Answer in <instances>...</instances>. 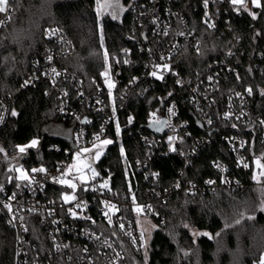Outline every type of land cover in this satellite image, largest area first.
<instances>
[{
    "label": "trees",
    "instance_id": "16d2710c",
    "mask_svg": "<svg viewBox=\"0 0 264 264\" xmlns=\"http://www.w3.org/2000/svg\"><path fill=\"white\" fill-rule=\"evenodd\" d=\"M162 1H171L184 14L188 27L202 42L197 51L190 42L184 41L171 60L172 68L187 78L194 77L198 71L205 72L213 62L228 60L237 71L222 77L220 103L231 90L251 87L252 103L263 108L264 8H255L250 0H245L251 5L247 11H237L225 2L218 3L219 22L214 28H207L202 0ZM261 4L264 6V0ZM10 7L14 9L11 19L0 29V94L9 97L12 111L17 115L10 116L0 129V140L6 152L14 153L18 145L40 138V145L28 149L22 158L24 165L50 166L69 160L74 147V131L78 127L74 114H79L80 120L91 119L90 124L84 121L89 133L102 127L103 114L87 100L91 96L94 102L93 94L99 92L104 97L107 111L112 113L115 108L118 115L106 127L105 137H111L114 143L95 160L99 175L89 182L97 185L107 182L110 190L123 199L130 201L134 197L153 203L151 211L144 214L156 227L151 239L145 243L143 253L133 254L120 235L114 236L124 246L128 262L145 264L147 252V264H258L264 254V211L259 210L264 204V186L259 189L253 177L255 160L260 156L264 162V142L256 131L236 123L234 128V122L220 119L211 132L210 143L193 155L185 174L181 175L185 162L179 151L185 145L181 141L170 145L167 134L162 131L163 125L154 124L153 120H159L165 103L176 99L180 112L178 119L187 122L181 130L182 139L185 131L189 136L207 131L198 124V117L184 97L182 86L171 78L154 80L143 75L148 55L141 48L147 40L142 37V31L147 24L139 25L129 7L120 19H113L108 14L100 20L97 0H13ZM3 15L0 13V18ZM49 24L62 29L74 45L73 50L56 57V63L83 80L82 93L76 82L61 79L70 90L67 108L71 112L67 114L61 112L58 91L43 74L46 64L43 55L57 47L56 41L45 33ZM228 25H232V30H227ZM126 49L130 54L129 63H114L113 58L125 60ZM230 49L233 52L229 56ZM105 52L109 54L107 64ZM105 69L109 70L114 84L111 96L103 75ZM33 74L39 77L33 84L25 86V77ZM129 114L134 116L133 123L127 121ZM52 123L70 127L72 135L48 131L46 126ZM149 131H155L162 139V147L157 151H152L142 139V133ZM231 133H244L248 137L250 168L247 172L237 165L228 147L225 136ZM173 147L175 151L171 150ZM5 153L1 166L3 178L7 179L15 173H9L8 169L13 167ZM139 159L150 160L159 171L160 190L168 191L165 200L148 191L150 184L136 167ZM216 159L228 165V173L233 178L230 185L221 180L213 166ZM210 177L218 179L213 191L205 185V180ZM178 178L181 187L176 189L173 185ZM188 181L195 183L198 189L190 192L186 188ZM52 191L59 193L58 188ZM249 216L253 218L248 219ZM185 224L189 227L185 228ZM29 225L27 246L30 254L26 264H34L37 255L43 264H51L47 229L37 216L29 218ZM20 257L18 231L0 218V264H23Z\"/></svg>",
    "mask_w": 264,
    "mask_h": 264
},
{
    "label": "built area",
    "instance_id": "2783aa9c",
    "mask_svg": "<svg viewBox=\"0 0 264 264\" xmlns=\"http://www.w3.org/2000/svg\"><path fill=\"white\" fill-rule=\"evenodd\" d=\"M222 2L230 4L229 0H222ZM221 3V2H220ZM218 3H210L209 7L205 9V13H208V17L211 19L209 23L217 25L219 22L220 8L217 6ZM231 5V4H230ZM202 6L204 7L203 3ZM128 7L134 12V17L138 21L139 25L144 26L145 30L142 31V37H144V32L146 31L144 40L146 45H141L142 51H145L148 55V59L145 63L143 75L150 79H156L150 75L153 71V65L156 63L163 64L167 62L170 65L171 71L161 69V73L164 76V81L171 78L176 84L182 86L184 89V97L190 103L193 111L198 117V124L201 125L207 132L204 134H199L195 136H189L188 131H185L184 139L181 136V130L186 126L187 122L179 120V106L176 99L169 100L165 103L164 107L160 110L159 120L167 121L163 124V133L167 134L168 137H174L172 145L176 142L182 141L183 148L180 149L179 153L183 156L185 162V168L181 170V175L186 172V167L191 163L193 155L197 154L199 150L206 146V144L211 141V132L214 127H216L218 121L224 120L227 122H234L241 126L252 127L256 133L259 135L260 140L264 142V107L260 108L252 103L253 89L247 87L242 90H231L230 93L226 94L224 102L220 103V88L222 77L226 76L228 73H235L237 70L233 67L228 60H223V62H213L203 73L197 72L193 77L189 76L187 78L181 76L177 70L172 68L171 60L179 51L184 41L191 43L192 47L195 49H200L202 42L200 38L195 34L194 30L190 29L187 25L186 17L182 12L177 10L171 1L162 0H129ZM205 8V7H204ZM204 14V19H208ZM9 13H4L0 18V29L8 22ZM53 29H58V34L56 36H50L48 33ZM227 30H232V25L227 26ZM164 31L168 32L165 36L162 33ZM184 33V35H179V33ZM46 35L55 40L57 43L56 49L48 50L44 55L46 64L43 69V74L46 76L52 86L58 91V96L60 100V108L63 109L61 112L68 113L71 112L67 108V102L69 98V87L61 83V79H70L80 85V92H84L82 85V78L77 75H72L62 69L55 61L56 57L59 55H65L66 53L73 50V42L67 37L66 33L63 32L57 25L49 24L45 27ZM149 33V34H148ZM159 33V34H158ZM173 45L175 47H173ZM148 49H151L150 53ZM127 50V49H126ZM232 49L227 52V55L232 54ZM163 55L168 58L166 61H161L160 57ZM52 56V60L49 61L48 57ZM125 59L130 61V54L127 50V55ZM55 67L58 72L61 73L60 76L53 77L51 69ZM39 76L36 74L29 75L25 77V81H28V85L33 84ZM209 77H212L209 80ZM180 81V83H177ZM132 83V82H131ZM251 88V95L248 94L247 89ZM67 93V95H65ZM236 93L240 95L237 96ZM94 102H92L91 96H88L87 100L90 104L94 103L93 106L103 114L104 122L101 129L89 133L86 129V124L84 121L90 124L91 119L83 118L80 120L79 114H74V119L77 122L78 127L74 131V149H80L83 147L91 146L98 142L100 139L106 136L107 125L116 119L118 113L116 111L109 113L107 111L108 107L105 103L104 97L98 93L93 94ZM99 101V103H98ZM169 107L174 108L175 115H171L167 112ZM261 109V110H260ZM10 111H12V105L9 102V97L0 94V116L3 117L0 120V129L4 127L9 118ZM225 113H230V118L225 119ZM239 117V119H237ZM131 118V122L130 119ZM211 120V123H209ZM127 121L129 123L134 122L133 114L127 116ZM99 138V139H97ZM228 147L232 152L237 165L244 171L247 172L250 168V161L247 156L248 150V137L244 133H231L225 136ZM142 139L144 142L150 145L152 151H157L162 147V139L157 135L155 131H149L148 133H142ZM73 150L71 151V157L69 160L61 162L56 165H37L33 167H27L29 171L32 168L44 167L46 173L32 174L35 175L36 179L40 180L45 186L43 188L36 187L33 188L22 187L17 189L15 183H8L7 179L3 178L1 160L3 153H0V184L4 185L5 191L0 193V200L5 202H10L13 205L14 210L19 207L21 211L17 213L18 215H23L24 222L21 225L19 222H10L11 216L6 209L0 206V218H4L6 223L15 228L18 231V251L20 253V261L26 264L29 259L30 250L28 248V234L30 232L29 218L31 216H37L42 225L47 229L51 249L49 253L52 256L53 262L51 264H130L127 260V253L124 246L118 242V240L109 234V231L115 228L120 238L127 244L133 254H141L144 252L143 240L138 229L137 217L146 213L147 209L152 207L151 200H138L134 197L129 201L123 199L120 194L110 190L108 185L107 188H100V185L91 184L90 186L95 189L93 191H81L78 184L77 196L78 198L86 204L83 212L77 210L78 216H88L96 221L92 224L90 221L77 218L73 219L70 217L66 209L72 205H64L65 211H61V201L64 194H71V190L65 188V186L53 182V177H60L61 169L67 170L69 167V162L72 159ZM247 163L248 167H244L243 163ZM219 164L220 167H217ZM213 166L220 173L221 180L230 185L232 179L229 175L228 165L221 159H216L213 162ZM136 167L138 171L143 173L145 181L149 182L148 191L156 198L162 197L163 200L166 199V193L160 190V173L152 166L150 160L139 159L136 161ZM13 175V174H11ZM14 175H17L15 173ZM10 176V175H9ZM70 176V174L68 175ZM67 176V177H68ZM67 177H65L67 179ZM214 181V183L209 184L207 181ZM78 183V182H77ZM105 183V182H103ZM102 183V184H103ZM218 184V179L210 177L205 180L206 189L209 191L215 190ZM174 188L179 189L181 187L180 178L176 179L173 185ZM59 189V193L54 194L52 189ZM190 192L198 189V186L192 181L187 182L186 187ZM13 192L17 193L15 201H8L7 197H10ZM165 194V195H163ZM164 196V197H163ZM105 202L110 205H115L116 209H112L109 214L112 216L113 224L109 225L107 218L103 215V212L109 211L106 207ZM143 209L141 212H137V208ZM30 209H35V211H29ZM49 212H54V216H49ZM117 218H121L124 223V230L119 229ZM55 219L59 221L58 224H53L52 221ZM27 231H24V228ZM95 233L100 235L103 233L111 241H114L112 248H101L99 246V241L94 238H90L89 235L85 233ZM126 233H130L128 235ZM133 240L136 242L133 243ZM57 245H59V250H57ZM66 245V246H65ZM87 249V251H85ZM117 253L120 254L119 259L117 258ZM40 256L37 255L34 258V264H43L39 259Z\"/></svg>",
    "mask_w": 264,
    "mask_h": 264
},
{
    "label": "snow or ice",
    "instance_id": "6c2138e0",
    "mask_svg": "<svg viewBox=\"0 0 264 264\" xmlns=\"http://www.w3.org/2000/svg\"><path fill=\"white\" fill-rule=\"evenodd\" d=\"M13 2V0H0V13H9V19H11V12L14 11V9H12L10 7L11 3ZM222 2V0H202V3L205 7V9H207L209 7L210 3H220ZM230 4L233 6V8L237 11H240L241 9L247 11V4L245 3V0H229ZM251 4L255 7V8H264V6H262L261 4V0H250ZM97 4L99 5V0H97ZM239 6V7H237ZM103 6H101L100 8H98V11H102ZM205 16L208 17V13H205ZM112 18L115 19L116 16L115 14L112 15ZM256 14H253V19H256ZM211 19V17H208V19L205 20V24L207 26V28H214L215 25L213 23H209L208 21ZM58 29H53L52 31H50L48 34L50 36H56L58 34ZM159 34V33H158ZM163 35L167 36L168 32L164 31L162 33ZM179 35H184V33H179ZM173 47H175L173 45ZM148 51L151 53L152 50L148 49ZM197 51H199V49H197ZM124 54L127 55V50H124ZM49 61L52 60V56L48 57ZM168 58L164 57L163 55H161L160 60L161 61H166ZM114 63H128V61L125 59L123 61L121 60H117L114 59ZM109 61V54L107 52L104 53V62L105 64H107ZM161 69L163 70H167V71H171L170 65L165 62L162 65L159 63H156L153 65V71H151L150 75L154 78H156L157 80H163L164 76L161 73ZM51 72L53 74V77L55 78L56 76H60L61 73L57 71V69L55 67H53L51 69ZM103 75H105L107 77L108 75V71L106 70L105 73H103ZM239 79V76L237 77ZM212 77H209V80H211ZM106 83L108 85V89H109V95H112V88L114 87V84L111 82H108L106 80ZM177 83H180V81H177ZM28 85V81H25V86ZM247 92L249 95H251L252 93V89L248 88ZM264 94V93H262ZM65 95H67V93H65ZM169 96L172 95V93L168 94ZM237 96H239V93H236ZM161 100H163V98H161ZM99 103V101H98ZM63 110V109H61ZM113 110L115 111V108H113ZM167 112L171 115H175V111L174 108L169 107L167 109ZM10 115L11 116H16L17 113L13 110L10 111ZM153 116H156V113L152 114ZM225 119L230 118V113H225L224 116ZM3 117L0 116V120H2ZM130 122H131V118ZM237 119H239V117H237ZM154 124L157 125H163L165 123H167V121L164 120H153ZM209 123H211V120H209ZM261 123H264V121H261ZM234 128L237 126L235 123L232 125ZM117 132L119 133V125H117ZM99 139V138H97ZM174 140V137L169 136L168 137V142L171 145L172 141ZM182 142V141H181ZM38 141L37 140H32L30 144H28L26 147H19V153L24 154L28 151V149L30 148H35L37 146ZM114 142L110 139H103L100 144L98 145H94L93 149H90L88 147H83L82 149H78L77 152L75 153V158L77 160H80L82 156L91 154L92 159H98L101 155H102V148L107 146V145H111ZM172 151H175L176 149L173 147L171 148ZM5 152V149L0 147V153ZM121 152L123 153V149L121 148ZM243 163L244 167H248L247 163ZM255 164L257 166V168L261 169V171L259 172V176H254L253 179H256L257 182L259 183V177H264V164L261 163L260 159H256L255 160ZM217 167H220L219 164H216ZM73 170H75V174L72 176V179H66L65 177H67L70 173H73ZM9 173H18V175H10L8 177L7 182L8 183H15V186L17 189H20L22 187H28V188H33V185H35L36 187L39 188H43L45 185L41 183L40 180L36 179L35 175H30L29 171L25 170L22 166H17L15 168H9L8 169ZM61 175L60 177H53L52 180L55 183H58L60 185L65 186L66 189L71 190V194H64L62 197V201H61V211H65L64 209V205H72L70 207H68L66 209L67 214L72 217L73 219H77V218H83L86 219L88 221H90L92 224H95L96 221L93 220L91 217L88 216H78V212L77 210H80V212H83L84 208L86 207V204H84L83 201H81L78 196H77V189H78V184L80 186V190L81 191H93L95 189H93L90 186L89 183V179L86 176V172L87 171H91V180H95L97 178V176L99 175V173H97L95 171V169L91 168V164H84L83 162L79 163V164H73L70 165L68 167L67 170L61 169ZM30 172L32 174H41V173H46V169L44 167H40V168H32L30 170ZM78 182V183H77ZM207 183L212 184L214 183V181H207ZM225 183H227V181H225ZM100 188H107V182L100 184L99 186ZM5 191L4 185L0 184V193H3ZM16 196L17 193L13 192L12 195L10 197H7L8 201H15L16 200ZM106 207L109 208V211H105L103 212V215L107 218V222L109 225L113 224V219L112 216L109 214V212L112 209H116L115 205H108L107 202H105ZM0 206L3 207V209H6L7 212L10 214L11 219L10 222L12 223H16L19 222L21 225H23L24 222V217L23 215H18L17 213H19L21 211V209L19 207H17L15 210L13 208L12 203L10 202H5L4 200H0ZM117 211H119V209H116ZM148 211H151V208L149 207L147 209ZM260 211H264V206H261L259 208ZM29 211H35V209H30ZM137 212H141L143 211V209L141 208H137L136 209ZM49 216H54V212H49L48 213ZM248 219H252L253 217L249 216L247 217ZM239 222V221H238ZM53 224H58L59 221H56L55 219H53L52 221ZM117 223H118V227L121 230H124V223L122 221L121 218H117ZM185 228L189 227L187 224L184 225ZM24 231H27L28 229L25 227L23 229ZM86 235H89L90 238H94L95 240L99 241V246L101 248H112L113 244L115 243L114 241H111L108 236H105L103 233H101L100 235H97L95 233H89L86 231L85 233ZM128 235H131L130 233H126ZM111 236H115L117 235V232L115 230V228L112 230V232L110 233ZM202 235H208L207 233H203ZM141 239H143V236H141ZM136 241L133 240V243H135ZM66 246V245H65ZM59 245H57V250H59ZM146 248V245H145ZM85 251H87V249H85ZM120 254L117 253V258L119 259ZM145 264H147V252H145ZM258 264H264V256H261Z\"/></svg>",
    "mask_w": 264,
    "mask_h": 264
},
{
    "label": "rangeland",
    "instance_id": "374dc122",
    "mask_svg": "<svg viewBox=\"0 0 264 264\" xmlns=\"http://www.w3.org/2000/svg\"><path fill=\"white\" fill-rule=\"evenodd\" d=\"M129 5V2L127 3V0H99V5L97 4V12H98V17L99 19L101 20L103 18V16L105 15H110L112 16L113 14H115L116 18L115 19H120L122 17V14L123 12L127 9ZM101 6H103V9L102 11H98V8H100ZM251 5L250 3L247 5V7L249 8ZM108 71V75L107 77L105 76V83H106V80L108 82H111L113 83L112 81V78H111V75L109 73V70L108 69H105L103 71V73H105V71ZM107 85V83H106ZM108 87V85H107ZM46 129L48 131H51V132H56L57 134H62V135H65V136H71L72 135V130L70 127H67V126H64L63 124L61 123H52L48 126H46ZM103 139H110L112 140L111 137H104L102 139H100L98 142H96L95 144L91 145V146H87L88 148L90 149H93L94 148V145H98L100 144V142L103 140ZM33 140H37L38 143H37V146L38 147L41 143V139L40 138H35ZM113 141V140H112ZM30 142L28 143H25V144H21V145H18L17 146V150L14 152V153H7L6 152V147L4 145V143L0 140V147L4 148L5 149V154H6V158L11 162V165L13 168L17 167V166H22L25 170L29 171V169L27 168L26 165H24L22 163V158L26 155V153L24 154H21L19 153V147H26L28 144H30ZM108 146V145H107ZM103 147L102 148V154L104 152V150L106 149V147ZM35 147V148H36ZM82 149V148H80ZM78 149H74L73 150V154H72V159L70 160L69 162V166L70 165H73V164H79L81 162H83L84 164H91V168L95 169V171L98 173L96 167H95V160L96 159H92V156L91 154H88V155H85V156H82L80 160H77L75 158V153L77 152ZM257 159H260L261 163L264 164L262 158L259 156ZM261 171V169L257 168V166H255V172H254V176H259V172ZM29 174H30V171H29ZM75 174V170H73V173H70V176L67 177V179H72V176ZM18 175V173H17ZM86 176L87 178L91 179V171H87L86 172ZM257 185H258V188L261 189L262 186H264V178L263 177H259V183L257 182V180L255 179ZM264 206V204H263ZM137 220H138V229H139V232H140V235L143 236V245H145L146 242H148L150 239H151V236L155 230V227H156V224L153 222V220H151L150 217L146 216L145 214H142L140 216L137 217ZM264 256V254H263Z\"/></svg>",
    "mask_w": 264,
    "mask_h": 264
},
{
    "label": "water",
    "instance_id": "95a60500",
    "mask_svg": "<svg viewBox=\"0 0 264 264\" xmlns=\"http://www.w3.org/2000/svg\"><path fill=\"white\" fill-rule=\"evenodd\" d=\"M144 36L146 35V31L144 32V34H143Z\"/></svg>",
    "mask_w": 264,
    "mask_h": 264
}]
</instances>
